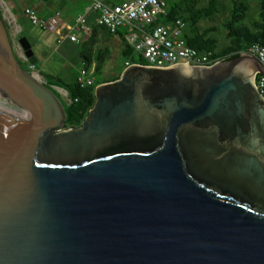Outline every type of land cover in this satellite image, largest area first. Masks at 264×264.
<instances>
[{
	"label": "water",
	"instance_id": "95a60500",
	"mask_svg": "<svg viewBox=\"0 0 264 264\" xmlns=\"http://www.w3.org/2000/svg\"><path fill=\"white\" fill-rule=\"evenodd\" d=\"M30 63L37 57L20 40ZM259 59L134 64L82 125L0 12V264H264Z\"/></svg>",
	"mask_w": 264,
	"mask_h": 264
},
{
	"label": "built area",
	"instance_id": "2783aa9c",
	"mask_svg": "<svg viewBox=\"0 0 264 264\" xmlns=\"http://www.w3.org/2000/svg\"><path fill=\"white\" fill-rule=\"evenodd\" d=\"M90 2L91 4L73 24L66 25L61 30L65 31V34L58 39L59 44H62L64 40L80 44L87 39L93 30L89 18L95 14L94 23L102 26L112 35L123 33L128 45L141 56L142 63L127 61L126 68L134 64L164 68L180 63L210 67L224 60L214 51L200 50L188 43L186 36L189 25L185 20L182 18L166 20L169 13V0H124L115 3L111 0H90ZM24 14L33 25L42 30L53 33L60 30L62 23L60 13L46 20L40 17L32 7L26 6ZM248 53L256 56L264 67V45L254 43ZM28 63L31 74L39 81L46 80V77L37 71V64ZM81 63L78 83L81 87L94 86L96 84L95 67H88L86 61ZM255 84L264 96V74L262 72H256Z\"/></svg>",
	"mask_w": 264,
	"mask_h": 264
},
{
	"label": "trees",
	"instance_id": "16d2710c",
	"mask_svg": "<svg viewBox=\"0 0 264 264\" xmlns=\"http://www.w3.org/2000/svg\"><path fill=\"white\" fill-rule=\"evenodd\" d=\"M219 2L220 0H207V5L204 9L199 11L196 10L198 5L197 0H178L174 5L169 3V13L166 20H174L177 18L185 20L189 25L186 36L188 43L200 50L214 51L217 56L224 58V61H231L240 57L242 53L248 52L254 43L264 45V0H260L259 17L254 20L251 25L245 24L248 16V6L241 0H233L234 7L231 11L230 18L226 23L227 34L231 38L232 44L222 50H218L217 38L210 35L211 32L214 31L213 29H208L203 32L198 31L197 24L202 19L211 17L219 11ZM185 10H188V14L184 13ZM161 22H164V20H161ZM90 23L92 24L93 30L89 37L83 40L80 44H72H75L80 48L78 55L81 62L86 61L88 67H93L95 65V74H97L98 72H101L102 65L109 57L108 49L99 45L102 40L101 38L103 35L109 37V35L112 34L102 26L92 23L91 21ZM124 41L125 63L127 61H131L132 63H142L141 56L139 54L138 57L136 56L133 48L127 44L125 37ZM125 67L126 66H124V68ZM124 68L121 70L119 76L112 80L103 81L97 79L96 76V84L92 87H81L78 83V77L73 82H66L64 79L57 78L56 85L65 88L68 91L69 96V100L67 99L66 101H63L51 88L65 106L67 112L66 129L77 128L82 125L90 110L95 105L96 87L102 83L119 79Z\"/></svg>",
	"mask_w": 264,
	"mask_h": 264
},
{
	"label": "rangeland",
	"instance_id": "374dc122",
	"mask_svg": "<svg viewBox=\"0 0 264 264\" xmlns=\"http://www.w3.org/2000/svg\"><path fill=\"white\" fill-rule=\"evenodd\" d=\"M18 1L19 0H16V2ZM177 1L178 0H170L169 3L174 5ZM241 1H243L249 9L245 24L251 25L252 22L259 17L260 0ZM197 2V11L204 9L207 5V0H197ZM88 3V0H81L82 7ZM219 3V11L211 17L202 19L197 24V30L203 32L208 29H213L214 31H212L210 35L217 38L218 50H222L232 44V40L227 34L226 23L230 18L234 5L233 0H220ZM0 10L4 16L16 54L21 60L24 68L29 71V61L20 43V40L26 37L29 39L33 51L40 54L39 60L36 63L38 67L37 71H39L40 75L46 77V80L41 79V81L52 88L63 101L69 99L68 91L56 85V82L57 78L64 79L66 82H73L79 76V71L82 67L81 59L78 55L80 48L69 41L64 45H60L57 41V36L59 37V35L65 34V31L62 32L61 29L55 33L42 31L41 28L33 25L26 15H24V21L21 22L19 27L16 24V18L7 0H0ZM184 13L188 14V10H185ZM101 39L99 45L108 49L109 57L102 65L101 72H98L96 76L99 80H112L119 76L121 70L125 66L124 35L123 33L109 35V37L103 35ZM135 54L138 57V54ZM23 55L25 57H23ZM0 105L3 106L4 109L15 110L17 108L14 103L1 94Z\"/></svg>",
	"mask_w": 264,
	"mask_h": 264
},
{
	"label": "crops",
	"instance_id": "0c3cea01",
	"mask_svg": "<svg viewBox=\"0 0 264 264\" xmlns=\"http://www.w3.org/2000/svg\"><path fill=\"white\" fill-rule=\"evenodd\" d=\"M7 1L10 4L12 13L16 18V24L19 27L21 22L24 21V17H25L24 8L27 6V7H32L40 17L45 18L46 20H50L56 13H60L62 19V23L60 25L61 30L66 25L73 24L76 18L80 14H82L85 11V9L91 4L90 0H88L89 3L83 7L81 6V0H19L18 1L19 3L16 2V0H7ZM121 1L124 0H111L112 3L121 2ZM95 16H96L95 14H92L89 18V20L92 23L95 22L96 19ZM62 35H59V37L57 36V41L59 38H62L60 37ZM66 42L68 41L64 40V42L60 45H64ZM34 53L37 57V60H39L40 54L36 52Z\"/></svg>",
	"mask_w": 264,
	"mask_h": 264
},
{
	"label": "bare ground",
	"instance_id": "6f19581e",
	"mask_svg": "<svg viewBox=\"0 0 264 264\" xmlns=\"http://www.w3.org/2000/svg\"><path fill=\"white\" fill-rule=\"evenodd\" d=\"M0 109H2V110H8L7 108L4 109V107L1 106V105H0Z\"/></svg>",
	"mask_w": 264,
	"mask_h": 264
},
{
	"label": "flooded vegetation",
	"instance_id": "af4514ba",
	"mask_svg": "<svg viewBox=\"0 0 264 264\" xmlns=\"http://www.w3.org/2000/svg\"><path fill=\"white\" fill-rule=\"evenodd\" d=\"M201 67H203V66H201Z\"/></svg>",
	"mask_w": 264,
	"mask_h": 264
}]
</instances>
